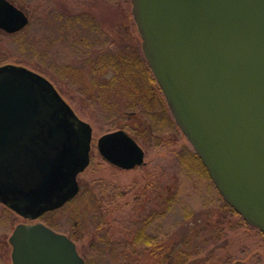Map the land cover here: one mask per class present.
Segmentation results:
<instances>
[{
    "label": "water",
    "instance_id": "1",
    "mask_svg": "<svg viewBox=\"0 0 264 264\" xmlns=\"http://www.w3.org/2000/svg\"><path fill=\"white\" fill-rule=\"evenodd\" d=\"M145 62L169 113L223 199L264 235V0H131ZM28 23L0 0V28ZM91 125L43 75L0 65V203L34 220L79 190ZM109 163L131 169L144 150L117 129L97 139ZM12 264H85L75 242L41 221L18 223Z\"/></svg>",
    "mask_w": 264,
    "mask_h": 264
},
{
    "label": "rangeland",
    "instance_id": "2",
    "mask_svg": "<svg viewBox=\"0 0 264 264\" xmlns=\"http://www.w3.org/2000/svg\"><path fill=\"white\" fill-rule=\"evenodd\" d=\"M9 1L28 23L14 33L0 29V65L46 77L92 127L78 196L38 220L73 239L91 264H160L165 256L181 264H264V235L231 211L172 116L174 124L153 126L122 88L97 86L109 79V71L94 69L101 53L145 60L131 0ZM117 129L144 150L143 164L121 169L100 155L97 139ZM24 222L0 203V264H12L9 237ZM140 228L154 242H137Z\"/></svg>",
    "mask_w": 264,
    "mask_h": 264
},
{
    "label": "trees",
    "instance_id": "3",
    "mask_svg": "<svg viewBox=\"0 0 264 264\" xmlns=\"http://www.w3.org/2000/svg\"><path fill=\"white\" fill-rule=\"evenodd\" d=\"M140 59L135 52H133V55L123 53L122 51L120 53H101L98 56L94 69L98 70L99 73L109 71V79L106 83H99L97 86L101 87V90L103 88L105 90H110L114 87L122 88L126 92L125 94L131 98V106L141 104V107L144 109L143 111L152 116L153 126L163 124L165 121L174 124L170 113H168L169 110L166 103L159 95V86L152 74L147 75V72H145L144 66L150 71L148 65L144 62L145 60H142V58L140 61ZM193 156L197 159L206 174L207 171L199 161L200 159L196 154H193ZM229 207L232 212L236 213L230 205ZM135 237L137 242L144 243L145 245H150L154 242L153 237L147 235L144 228L138 229ZM168 259L169 257L165 256L159 262L160 264H181L175 261V259L173 261Z\"/></svg>",
    "mask_w": 264,
    "mask_h": 264
},
{
    "label": "flooded vegetation",
    "instance_id": "4",
    "mask_svg": "<svg viewBox=\"0 0 264 264\" xmlns=\"http://www.w3.org/2000/svg\"><path fill=\"white\" fill-rule=\"evenodd\" d=\"M1 29V28H0ZM29 222H32V221H29ZM81 255V254H80ZM83 257V256H82ZM83 259H84V257H83ZM84 261H85V259H84ZM86 262V261H85Z\"/></svg>",
    "mask_w": 264,
    "mask_h": 264
}]
</instances>
